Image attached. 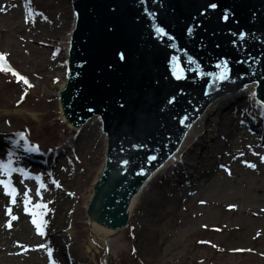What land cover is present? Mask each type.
I'll list each match as a JSON object with an SVG mask.
<instances>
[{"label": "water", "instance_id": "95a60500", "mask_svg": "<svg viewBox=\"0 0 264 264\" xmlns=\"http://www.w3.org/2000/svg\"><path fill=\"white\" fill-rule=\"evenodd\" d=\"M70 1L75 26L58 99L74 127L101 120L96 118L107 148L105 143L100 171L104 166L86 213L119 231L127 224L131 198L178 151L191 124L212 103L255 83L253 92L264 98V0ZM145 9L156 13L155 21L173 40L156 37ZM242 31L244 41L233 35ZM222 58L231 80L212 87L203 74L214 73ZM173 71L182 78L175 79Z\"/></svg>", "mask_w": 264, "mask_h": 264}, {"label": "rangeland", "instance_id": "374dc122", "mask_svg": "<svg viewBox=\"0 0 264 264\" xmlns=\"http://www.w3.org/2000/svg\"><path fill=\"white\" fill-rule=\"evenodd\" d=\"M13 1L15 4L9 13L0 14V56H3L0 59V157L5 156L9 144H15V156L12 159L16 163L13 167L25 168V176H38L40 182L22 177L18 172L10 177L0 176L5 181L11 180L10 187L16 189L15 202L10 203L11 198L0 187V243L11 244L16 237L12 216L17 217V220H22V214L27 217L23 211L27 200L24 193L27 191L34 206L41 205L36 206L37 222H64L61 226L73 233L72 240L64 233L60 234L64 246H68L67 249L64 247L62 258L54 252V248L50 249L51 256L47 246L39 250V256L45 264H63V258L70 260V264H163L166 233L157 221L158 213L162 209L167 210L170 216L167 219L174 221L176 215L182 217L188 212L183 210L181 204L169 202L171 180L161 182L158 178L154 185H149L146 189L149 191L148 200L143 197L139 199L138 207L132 210L127 226L109 235L101 233L100 238L106 244L104 247L92 238L85 209L99 177L106 138L102 141L103 135L97 120L76 132L61 118L57 97L65 83L68 47L65 52L62 45L57 44L61 43V38L74 22L70 0ZM10 13L12 17L7 16ZM33 59L36 62L43 60L46 69L41 71ZM18 76L26 79L28 84L18 80ZM257 87L258 84H255ZM244 91L245 88L230 94L240 101L229 110L228 115L229 121L236 125L241 124V120L248 123L254 108ZM261 129L264 139V121L246 125L243 130L258 136ZM15 133H23L30 145L38 146V155L26 154L23 151L26 146L16 139ZM235 140L238 139L233 137L232 141ZM53 155H56L57 161L52 158ZM222 156L226 157L225 154ZM249 159L255 160L248 155H241L237 156L234 163L240 165ZM209 161L205 158L201 169L206 168ZM257 162L264 171V163H259L258 159ZM216 163L220 165V159ZM240 167L244 170H238L245 177V180H241L246 184L257 177L252 170ZM217 170L221 171V168ZM28 181L30 188L25 190L23 185ZM52 181L58 182L59 187ZM38 188L40 195H37ZM236 190L240 193L238 196L245 195L244 188L237 187ZM63 191L70 195L65 196ZM205 197L211 202L204 207L208 213L202 220L203 226L197 227L196 220L190 237L178 245L177 264H264V220L255 221L250 224L249 230L246 228V232L242 231L230 238V231L222 229V224L246 227L245 219L239 221L220 217V203L229 201L226 192L216 189L205 194ZM247 202L236 203L243 207ZM257 206L264 208V202ZM170 209H173V213H169ZM258 230L261 234L255 236ZM242 234L244 237L238 239ZM32 254L34 252L29 251L26 257L13 258L7 264H27Z\"/></svg>", "mask_w": 264, "mask_h": 264}, {"label": "bare ground", "instance_id": "6f19581e", "mask_svg": "<svg viewBox=\"0 0 264 264\" xmlns=\"http://www.w3.org/2000/svg\"><path fill=\"white\" fill-rule=\"evenodd\" d=\"M13 0H0V14H7L11 7L14 6ZM11 14V13H10ZM12 17L13 15H7ZM3 17V16H1ZM74 22L72 21L71 27L64 37L61 38V43L65 52L69 45V34L72 31ZM17 54V53H14ZM33 63L38 65L41 71H44L47 65L44 61L36 62L33 59ZM248 87L245 88L244 93L248 95V102L251 101V105L254 106L250 112V118L248 123L244 124H233L230 122L228 115L230 109L236 106L240 101L235 100V95H228L214 103H212L207 111L204 113L189 127L186 138L178 149V151L171 156L163 167H160L154 174L150 175L143 187L134 195L127 208L128 220L131 218L132 210L138 207L137 202L143 197L147 199L146 190L149 185H154L156 180L159 178L161 182H169L170 187L168 189L169 202L174 205L177 203L181 204L183 210H188L184 216L176 215L177 219L171 221L167 210H163L158 213L157 221L161 230L166 233L163 247V264H177L179 262V256L177 255L178 245L185 242L193 232V224L197 220V227L203 226L204 217L207 209H204L211 201L205 197L212 190L218 189L219 191L226 192L229 195V201L221 202L219 206V215L224 219H245V226L242 225H229L222 224L223 228L230 231V238L238 236L242 231L246 232L250 224L260 219L264 220V208L257 206L259 203L264 202V171L258 166L260 156H264V139L261 137L262 129L259 131V135L245 131V126L250 124H258L264 121L262 114L264 109L256 103L257 99H251V93L255 84H246ZM64 83L61 88H63ZM227 108V110H225ZM61 109V108H60ZM61 111L62 121L70 126ZM97 119H91L90 122H94ZM250 121L252 123H250ZM94 128V127H93ZM73 131H78V128L71 127ZM93 130V129H92ZM91 130V131H92ZM90 131V132H91ZM237 138L235 142L232 138ZM105 136L102 137V141H105ZM251 146V147H250ZM78 152V151H77ZM80 152V151H79ZM78 152V153H79ZM253 153H257L253 155ZM225 154L224 156H222ZM248 155L251 158H255L254 162L252 159L244 160L240 165H236L234 160L237 156ZM53 155L52 158H55ZM210 159L209 164L206 168L201 169L203 166L204 159ZM217 159H220V165L217 166ZM58 159L55 158V161ZM247 163L255 164V169L246 166ZM233 164V166H232ZM223 166V167H221ZM248 168L254 172L257 177L252 178L246 184L243 180L245 177L238 169L244 170L242 167ZM221 168V171L217 170ZM37 187V185H36ZM242 187L246 190L244 196H238L240 193L237 192L236 188ZM25 190H29L30 182H25L23 185ZM33 190V187H32ZM145 191V192H144ZM210 191V192H209ZM64 195H70V193L64 192ZM92 195V194H91ZM27 212L24 209L22 214V220H13L14 222V236L15 239L11 244L0 243V264H7L11 259L16 257H26L29 251L34 252L27 259V264H45L39 256V250L44 246L48 249L54 248V252L62 258V252L68 248L64 246L63 237L60 235L64 233L68 236V239H73V233L68 231L67 228L61 225L64 222H46L39 223L36 221L38 208L34 206V201L30 195L27 196ZM153 199L150 200L152 202ZM248 201L247 205L239 207L236 202ZM221 208V210H220ZM169 213H173V209H170ZM175 214V213H174ZM246 217V218H244ZM35 220L34 225L32 221ZM89 227L91 228L92 238L95 242L102 244L104 247L106 244L100 238L101 233L109 235L115 232V230L107 228L100 224V222L89 219ZM39 225V231L37 229ZM167 229H170L167 233ZM40 233H43L41 235ZM261 231H256L255 236H259ZM243 234L238 237L242 238ZM18 237V238H17ZM244 237V236H243ZM235 252L236 250L233 249ZM232 252V251H230ZM177 257V258H176ZM56 264V263H54ZM63 264H70V260L63 258Z\"/></svg>", "mask_w": 264, "mask_h": 264}, {"label": "snow or ice", "instance_id": "6c2138e0", "mask_svg": "<svg viewBox=\"0 0 264 264\" xmlns=\"http://www.w3.org/2000/svg\"><path fill=\"white\" fill-rule=\"evenodd\" d=\"M140 3L143 5L146 3V0H140ZM209 7L215 9L217 7L216 4L214 3H210ZM4 9L3 8H0V11H3ZM145 14L146 16L148 17L149 19V22L151 23L152 25V31L156 34V37L158 39L160 38H166L168 39L169 41L173 40L174 38L170 35H168V33L166 32V30L161 27L156 21H155V17H156V13L155 12H152V11H149L148 9H145ZM222 19L223 20H227L228 19V13L225 12L224 15L222 16ZM25 22H27V18L25 20ZM188 34L191 35L192 33V29L189 28L187 30ZM237 37V39L241 40V41H244L246 40V36L247 34L245 32H240L238 34H233ZM234 45H235V41H233ZM120 58L123 60V54L120 55ZM0 59H3V56H0ZM175 60V58H173V61ZM237 63H245L246 61H240V60H237L236 61ZM187 63L189 65L193 64L194 61L190 58ZM214 68L216 69V71L213 73V72H208V73H204L203 75L204 76H207L209 78H211V85L212 87H215L217 84L219 83H222V82H225V81H230L231 80V69L230 67L228 66V60L226 58H222V59H218V61L216 62V64L214 65ZM14 76L16 75L15 72L12 73ZM173 76L175 79L179 80L181 79V75L176 72V71H173L172 72ZM197 75L198 77L201 75L199 70H197ZM203 78V77H201ZM18 80H23L25 84H28V81L26 79H24L23 77H20L18 76L17 77ZM239 79H243V77H239ZM233 83H235V81H232ZM29 87H31V85H29ZM245 88H247L248 86L247 85H244ZM208 91L206 90L205 91V95H208ZM256 92H252L251 93V99H256ZM21 99H23V97H21ZM175 101V97H171L169 99V103H173ZM256 103L260 105V107L262 109H264V98L260 99V100H256ZM121 107H123V105H121ZM188 119L187 116H185L184 118H181L180 119V124L181 125H184L185 124V121ZM262 119H264V114H262ZM241 124H244V121L241 120ZM14 136H17L19 137V140L22 141L26 147L23 149V151L26 153V154H32V153H38L39 152V148L38 146H35V145H30L28 144L26 138L24 137L23 133H15L13 134ZM16 147L15 144H9L7 147H6V150H5V156L3 157H0V176H3V175H7V176H12L13 173H17L19 175H21L22 177H25L27 179H35L37 181V183L40 182V178L38 176L36 177H33V176H25V168H16V167H13L14 163H16L12 158L15 156V152L13 151V149ZM134 148H140L142 146L140 145H134L133 146ZM251 147V146H250ZM49 151H51V149H49ZM257 153H253V155H256ZM148 161H153L156 159L155 156H148L147 157ZM260 161L262 163H264V156H260ZM125 163H127V161H125ZM247 167L249 168H252V169H255V164H251V163H247L246 164ZM161 167H163V165H161ZM223 167V166H221ZM143 174V173H141ZM49 175H51L49 173ZM21 183H23V179L21 180ZM52 183L56 184L57 187H59V184L58 182L56 181H52ZM11 185V180H8V181H5L3 179H0V187H2L4 189V194L9 196L11 199H10V203H14L15 202V193H16V189L15 187H10ZM41 187H43V185H41ZM37 195H40V189L38 188L37 189ZM24 196L27 197L28 196V192L26 191L24 193ZM28 201L25 200V204L27 205ZM37 207H41V205H36ZM26 212H27V208L25 209ZM9 212L11 211L10 209L8 210ZM12 220H15L17 219V217L15 216H12L11 217ZM32 223L35 225L36 224V221L33 220ZM10 226V225H9ZM39 225H37V229L39 231ZM41 235H43V233H40ZM49 255L51 256V250L49 249Z\"/></svg>", "mask_w": 264, "mask_h": 264}]
</instances>
